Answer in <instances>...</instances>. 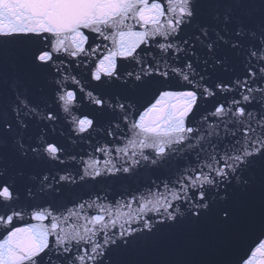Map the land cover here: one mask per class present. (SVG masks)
Masks as SVG:
<instances>
[{
  "label": "snow or ice",
  "instance_id": "snow-or-ice-1",
  "mask_svg": "<svg viewBox=\"0 0 264 264\" xmlns=\"http://www.w3.org/2000/svg\"><path fill=\"white\" fill-rule=\"evenodd\" d=\"M0 264H264V0H0Z\"/></svg>",
  "mask_w": 264,
  "mask_h": 264
},
{
  "label": "water",
  "instance_id": "water-1",
  "mask_svg": "<svg viewBox=\"0 0 264 264\" xmlns=\"http://www.w3.org/2000/svg\"><path fill=\"white\" fill-rule=\"evenodd\" d=\"M84 111H87V109H84ZM26 222H27V218H26ZM33 223H35V221H32Z\"/></svg>",
  "mask_w": 264,
  "mask_h": 264
}]
</instances>
